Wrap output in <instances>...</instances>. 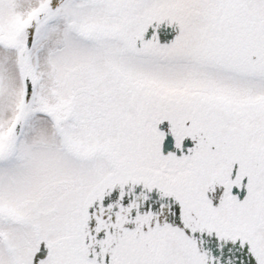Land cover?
I'll list each match as a JSON object with an SVG mask.
<instances>
[{
    "label": "snow or ice",
    "instance_id": "1",
    "mask_svg": "<svg viewBox=\"0 0 264 264\" xmlns=\"http://www.w3.org/2000/svg\"><path fill=\"white\" fill-rule=\"evenodd\" d=\"M0 264H264V0H0Z\"/></svg>",
    "mask_w": 264,
    "mask_h": 264
}]
</instances>
